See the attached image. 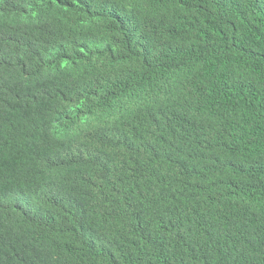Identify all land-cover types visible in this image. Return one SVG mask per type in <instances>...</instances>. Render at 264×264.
I'll return each mask as SVG.
<instances>
[{"label": "trees", "instance_id": "16d2710c", "mask_svg": "<svg viewBox=\"0 0 264 264\" xmlns=\"http://www.w3.org/2000/svg\"><path fill=\"white\" fill-rule=\"evenodd\" d=\"M0 264H264V0H0Z\"/></svg>", "mask_w": 264, "mask_h": 264}]
</instances>
